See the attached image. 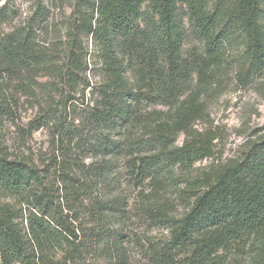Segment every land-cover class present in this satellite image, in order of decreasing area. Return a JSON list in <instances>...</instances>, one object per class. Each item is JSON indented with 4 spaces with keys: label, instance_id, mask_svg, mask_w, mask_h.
Masks as SVG:
<instances>
[{
    "label": "trees",
    "instance_id": "obj_1",
    "mask_svg": "<svg viewBox=\"0 0 264 264\" xmlns=\"http://www.w3.org/2000/svg\"><path fill=\"white\" fill-rule=\"evenodd\" d=\"M179 4L202 44L189 57ZM69 23L60 65L32 48L28 30L0 41L3 70L58 79L34 121L52 130L51 155L13 157L0 137V264H130L131 209L167 231L136 237L149 264H229L231 249L264 232V131L238 159L194 169L217 138L195 124L227 45H241L247 78L264 70V0H76ZM124 183L137 189L132 204Z\"/></svg>",
    "mask_w": 264,
    "mask_h": 264
},
{
    "label": "rangeland",
    "instance_id": "obj_2",
    "mask_svg": "<svg viewBox=\"0 0 264 264\" xmlns=\"http://www.w3.org/2000/svg\"><path fill=\"white\" fill-rule=\"evenodd\" d=\"M75 3L76 0H0L2 13L0 41L11 33L23 38L28 30V38L34 41L32 48L43 52L44 61L50 66L62 64L70 33L71 12ZM179 6V13L186 30L184 55L189 57L201 52L202 44L191 35L186 9L181 4ZM86 44L88 49L92 50L91 38ZM226 48L222 71L208 94L203 97L207 115L195 124L196 128L211 130L217 136L214 141V155L197 161L194 169L211 163L238 159L246 150L247 143L256 140L264 131V70L258 75L247 78L244 68L242 71L240 69L244 56L239 42H233ZM2 62L0 58V104H5L9 109L5 112L0 109V137L5 140L13 157L32 158L38 163L51 155L54 143L49 126L34 127V121L40 113L39 104L47 107L51 102L50 98L54 94L57 95L58 91H54L53 81L58 82V79L48 75L47 70L35 67L31 71L32 74H29L26 68L10 74L7 70H3ZM88 77L93 83L94 77L91 72ZM127 78L130 82H134L131 72H127ZM58 88H61L60 85ZM148 108L167 109L162 105H152ZM182 141L181 134L175 144L180 145ZM123 165L124 160L120 162V166ZM187 173L189 177L194 176L197 170L191 169V172L189 170ZM123 186L132 204L137 189H132L125 183ZM172 200L178 201L176 194L172 196ZM177 210V214L182 213L181 207L177 206ZM131 212V217L126 222V229L133 236L129 238L131 242L127 245L130 264H149L137 245L136 237L160 239L167 234V231L165 228L149 224L135 210L131 209ZM251 242L257 246L258 253H262L264 232L258 236H251L246 241L244 251L250 250ZM244 251L231 249L227 253L229 264H252L253 254L248 255ZM96 264H107V262L100 259Z\"/></svg>",
    "mask_w": 264,
    "mask_h": 264
}]
</instances>
